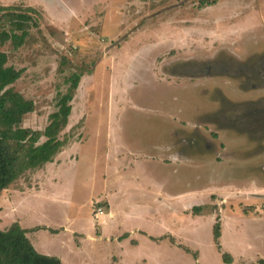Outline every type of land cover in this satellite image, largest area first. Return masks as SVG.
I'll list each match as a JSON object with an SVG mask.
<instances>
[{
  "label": "rangeland",
  "instance_id": "rangeland-1",
  "mask_svg": "<svg viewBox=\"0 0 264 264\" xmlns=\"http://www.w3.org/2000/svg\"><path fill=\"white\" fill-rule=\"evenodd\" d=\"M0 6H30L41 15L23 46L0 43L7 65L23 70L14 90L34 102L21 126L43 131L67 77L82 74L60 135L69 148L54 165L72 162L57 192L69 196L67 205L33 192L26 204L16 203L17 216L56 230L77 208L76 216L90 217L87 181L100 195L115 174L142 216L119 218L99 243L76 236L81 249L58 250L65 264L75 256L96 264H226L212 239L216 217L229 264L264 259V0H0ZM131 156L139 158L133 165ZM28 181L26 174L0 199L6 203L3 196ZM197 203L203 215L183 211ZM93 206L97 212L99 204ZM0 211L4 230L16 219L6 206ZM34 231L28 235L34 241L53 237ZM116 235L119 241L107 240ZM59 237L55 243L66 241V234ZM67 242L74 245L73 236Z\"/></svg>",
  "mask_w": 264,
  "mask_h": 264
},
{
  "label": "trees",
  "instance_id": "trees-1",
  "mask_svg": "<svg viewBox=\"0 0 264 264\" xmlns=\"http://www.w3.org/2000/svg\"><path fill=\"white\" fill-rule=\"evenodd\" d=\"M41 15L28 6H0V43L9 42L18 49L26 42L30 29L38 27ZM2 38L4 40H2ZM8 55L0 51V191L9 188L24 175L52 162L66 145L61 132L66 128L71 113V101L79 85L81 72H72L66 79L67 91L58 94L57 109L49 115L43 131L21 126L23 117L34 110V102L14 90V83L23 70L7 65ZM41 137L45 140L39 143ZM202 206L192 208L193 215H201ZM220 218L212 227V239L223 263L232 262L228 252H222L220 244ZM0 264H62L56 256L41 254L26 236V230L14 222L0 230ZM258 264H264L260 259Z\"/></svg>",
  "mask_w": 264,
  "mask_h": 264
},
{
  "label": "crops",
  "instance_id": "crops-1",
  "mask_svg": "<svg viewBox=\"0 0 264 264\" xmlns=\"http://www.w3.org/2000/svg\"><path fill=\"white\" fill-rule=\"evenodd\" d=\"M220 125H216V128H221ZM65 147H68L65 146ZM65 147L63 149H65ZM69 148V147H68ZM63 149L58 153V156L55 157V159H59L57 157H60L59 155H62V151ZM110 149V148H109ZM108 148L106 149V152L108 153V157H111V153L112 151H110ZM130 154V153H129ZM132 160L130 161V165H133L135 161H137L138 159L133 158V156H131ZM52 162H48L46 163L42 168L37 169L35 171H33L32 173H29V181H28V185L26 186L23 185L24 187L22 188L23 190L20 189H15L13 191L12 194L10 195H5L3 196V198L5 199L4 203L2 199H0V210L3 206H6L7 208V212L10 215L11 213H14L13 215L15 216L16 219V223H18L22 228H24L26 230V236L28 237L29 234L33 235L32 233H35V229L37 228H43V229H47L49 231L50 235H52V238H44L42 239L39 236H36L39 238V240L34 241L31 238L28 237V239L30 240V242L32 243V245L34 246V248L36 249V251H38L41 254H45V255H49V256H56L58 257L62 264H65V260H64V255L62 253H58V250L60 249H67L68 247H75V250H79L81 249V246L78 242L75 241V237L76 236H80L82 235L81 238H85L89 241H91L92 243H99L102 241L103 236L101 234L104 235V232H106L107 227H114V226H118L119 227V223H118V219L121 218L123 220H134V218H142L141 215H135V211H136V207L134 206V204H128L127 203V189L124 188V183H122V180L124 179L122 177V175L119 174H115L113 175V177L111 178V182L110 184H106L107 186L105 187V189H103V191L101 192L100 195H97V192H95L96 190H92L90 188V185H93L92 183L87 181V184L85 185L86 188L89 189V191L91 193L90 194V199H89V205L91 207V210L89 211V214L91 215L90 217H85V216H76V214H79L81 212V209H76L75 211H73V214H65L61 220L59 221L60 223H58L56 225L57 230L55 228H52L50 226H54L51 224H48L46 226L44 225H38L36 223H31L29 221V225H26L25 223H23L22 219L24 217H18L16 212H17V204L20 202H22V204H24L26 201V197L28 195H30V193L36 192L38 194V196L45 199V197L47 198L46 200H49L50 202L53 201H59L62 203H65V205H67L66 203L68 202V198L69 196L64 197L60 194L57 193L58 192V187L60 186L61 182H64V179L66 177V174H68L70 171L67 170L71 169V164L72 162L70 161V163H67L68 166H61L58 169L55 170L54 165H57V162L59 160H55ZM126 161V160H124ZM134 161V162H133ZM55 162V163H54ZM127 162V161H126ZM65 167V169H63ZM62 168V169H61ZM106 177L105 175L103 176V178ZM111 177V176H109ZM108 177V178H109ZM38 185V186H37ZM47 186L49 188V192L48 193L44 187ZM127 190V191H126ZM159 196L156 194V197ZM15 199H17L15 201ZM71 199V197H70ZM171 201L173 202V198H170ZM73 200V199H71ZM98 203L99 206L102 208L101 213L99 212H95V208L93 206L94 203ZM26 204V203H25ZM77 206V205H75ZM81 206V205H78ZM134 206V207H132ZM168 206V205H166ZM195 206H204V204H200L197 203L195 205L189 204L188 206H183V211L185 212L186 210H188L190 208V210H192L193 207ZM89 207V206H87ZM98 207V206H96ZM15 208V210H14ZM81 208V207H80ZM13 209V210H12ZM85 211V210H84ZM0 215H1V211H0ZM203 215V214H201ZM197 216V215H194ZM83 218V219H82ZM74 227H79V230H77ZM92 227L93 229V233L91 234H85L87 228ZM46 231V230H45ZM134 232L138 231L140 233H142L144 236H146L150 241H154L157 242V240H159L158 238H155L151 235H148L147 233H145L144 230L141 229H133ZM60 234H66V241L61 238L59 240V244L55 243V241H57V238L59 237ZM57 236V237H55ZM73 236V241H74V245H69V242H67V239L69 237ZM168 236V235H167ZM33 237H35L33 235ZM60 238V237H59ZM119 235H116L115 238H107L108 241H112V240H117L119 241ZM34 242H38V244L41 247H37L36 244ZM131 242L133 244H136L137 241L134 239H131ZM46 243L52 244L51 248H46ZM54 243V244H53ZM72 256L75 255V253L71 254ZM69 260V259H68ZM114 260V258H113ZM72 264H96L97 261L94 260L91 257H86L83 258L82 256L80 258L78 257H74L73 259H71Z\"/></svg>",
  "mask_w": 264,
  "mask_h": 264
},
{
  "label": "built area",
  "instance_id": "built-area-1",
  "mask_svg": "<svg viewBox=\"0 0 264 264\" xmlns=\"http://www.w3.org/2000/svg\"><path fill=\"white\" fill-rule=\"evenodd\" d=\"M102 209L100 207L97 208V212L101 213Z\"/></svg>",
  "mask_w": 264,
  "mask_h": 264
}]
</instances>
